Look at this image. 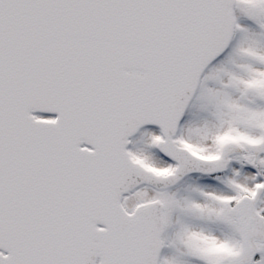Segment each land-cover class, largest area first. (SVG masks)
Returning <instances> with one entry per match:
<instances>
[{
    "label": "snow or ice",
    "instance_id": "6c2138e0",
    "mask_svg": "<svg viewBox=\"0 0 264 264\" xmlns=\"http://www.w3.org/2000/svg\"><path fill=\"white\" fill-rule=\"evenodd\" d=\"M0 264H264V0H0Z\"/></svg>",
    "mask_w": 264,
    "mask_h": 264
}]
</instances>
